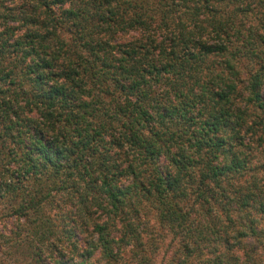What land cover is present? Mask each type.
I'll return each mask as SVG.
<instances>
[{
    "label": "trees",
    "instance_id": "trees-1",
    "mask_svg": "<svg viewBox=\"0 0 264 264\" xmlns=\"http://www.w3.org/2000/svg\"><path fill=\"white\" fill-rule=\"evenodd\" d=\"M260 154L264 0H0V264H264Z\"/></svg>",
    "mask_w": 264,
    "mask_h": 264
},
{
    "label": "rangeland",
    "instance_id": "rangeland-1",
    "mask_svg": "<svg viewBox=\"0 0 264 264\" xmlns=\"http://www.w3.org/2000/svg\"><path fill=\"white\" fill-rule=\"evenodd\" d=\"M256 165H264V156L260 154L256 160L253 161ZM257 171L264 172V166ZM260 176V174H259ZM264 177V173L261 175ZM142 218V234L145 240V251L148 255H152L150 264H170V256L172 253V246L174 242L171 237L163 231L160 227H158L153 220L152 213H148L146 210L141 213ZM160 233V235L158 234ZM162 235V236H161ZM160 239H159V238ZM5 253L7 251V255H5L2 260L4 264H29V256L26 251L21 253L11 252L12 250H2Z\"/></svg>",
    "mask_w": 264,
    "mask_h": 264
}]
</instances>
